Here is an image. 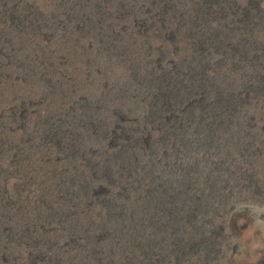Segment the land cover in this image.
Wrapping results in <instances>:
<instances>
[{
    "label": "rangeland",
    "instance_id": "1",
    "mask_svg": "<svg viewBox=\"0 0 264 264\" xmlns=\"http://www.w3.org/2000/svg\"><path fill=\"white\" fill-rule=\"evenodd\" d=\"M0 2L8 11L20 7L18 12L29 17V23L18 29L10 20L0 29V264H42L44 258L56 254L62 264L74 256L80 259H74L73 264L84 263L85 257L91 264L118 263L125 254L119 239L124 242L123 233L134 228L122 225L118 234L112 226L109 231L114 237L102 238L95 247L79 227L88 220L104 224L98 215H108L106 203L116 207L137 198L136 207L140 209L149 196L153 209L146 215L151 214L152 221H156L157 231L153 233L157 232L161 241L160 247L151 252V264H264V91L249 96L245 91L247 104L240 110L236 125L232 123L225 133L216 132L210 137L204 126L192 124L183 133L172 129V122L147 115L140 103L143 93L132 78L137 70L140 76L148 73L159 49L168 50L162 66L171 70L183 67L182 53L186 49L203 47L204 53L198 54L203 58L201 70L206 72L210 90L211 86L226 90L230 85L239 86L244 81L242 75L253 71L241 54L230 52V47L257 45L264 49V0ZM256 6L263 13L258 14ZM245 11L254 16L256 26L251 34ZM216 32L218 37L213 38ZM225 34L232 37L227 39ZM107 49H115L122 56L110 57L104 51ZM252 56L264 58L259 51ZM114 110L124 115L121 124L132 133L128 140L117 139L114 134L108 140L102 139L96 133L98 125L82 118L88 111L104 118ZM190 112L185 113V120ZM193 113L187 117L198 118ZM244 117L252 119V130L243 126ZM130 139L138 141L139 165L135 164L129 173L120 169L125 158H116L110 164V178H105L100 173L106 171V155L111 156L116 149L128 151L134 143ZM50 170L57 177L48 179L44 174L42 178L40 171ZM40 187L53 188L56 194L44 191L39 198ZM173 192L176 196L171 200ZM65 194L71 197L69 206L75 205L78 210L74 230L73 220L65 215ZM160 201L168 212L161 216L154 210L161 207ZM172 202L183 219L171 209ZM164 223L166 230L162 229ZM95 229L90 228L92 235L99 230Z\"/></svg>",
    "mask_w": 264,
    "mask_h": 264
},
{
    "label": "bare ground",
    "instance_id": "2",
    "mask_svg": "<svg viewBox=\"0 0 264 264\" xmlns=\"http://www.w3.org/2000/svg\"><path fill=\"white\" fill-rule=\"evenodd\" d=\"M184 2V1H183ZM262 3V2H261ZM1 8L3 9L2 11L0 10V29L2 28V26H6V22H8L9 20L11 21V23H14V27L16 29H18L20 26L22 27L25 22L29 23V17L25 16L26 14L22 15L21 13H19L18 11L20 10V7L18 9V6H14L11 8L10 11H8V9L5 8V6H2V2H0ZM261 5V4H260ZM203 6V5H202ZM201 6V7H202ZM228 7V6H227ZM250 7V6H249ZM23 8V7H22ZM203 8V7H202ZM208 8V7H207ZM224 8V7H223ZM236 8V7H235ZM258 14L259 13H263L261 10H259V7L256 6ZM175 9V8H174ZM199 9V8H198ZM204 9V8H203ZM240 9V8H239ZM239 9L237 11H239ZM244 9V8H243ZM176 10V9H175ZM245 10V9H244ZM249 10V9H248ZM21 11V10H20ZM23 11V10H22ZM30 11V10H29ZM177 11V10H176ZM205 11V9H204ZM253 11V10H252ZM24 12V11H23ZM206 12V11H205ZM255 12V11H254ZM207 13H209L207 11ZM245 20H247V22L249 21L251 24L250 25V29H249V34H251V32L253 33L254 31V27L256 26L255 23H253L254 21V16L252 15V13L250 11H245ZM221 14V13H220ZM236 14V13H235ZM240 14V12H239ZM186 15V14H185ZM191 15V14H190ZM208 14H205V16ZM210 15V13H209ZM243 15V14H242ZM175 16V15H174ZM233 16V15H232ZM261 16V15H260ZM211 17V16H206ZM231 17V16H230ZM256 17V16H255ZM50 18V17H49ZM182 18V17H181ZM202 17H199V19H201ZM224 18V17H223ZM39 19V18H38ZM59 19V18H58ZM220 19V18H219ZM237 19V18H236ZM256 19V18H255ZM258 19V18H257ZM49 20V19H48ZM184 20V18H183ZM197 20V21H198ZM203 20V19H202ZM210 20V19H209ZM32 21V20H31ZM46 21V20H45ZM37 22V21H36ZM51 22V21H50ZM148 22V21H146ZM204 22V21H203ZM220 22V21H219ZM236 22V21H235ZM234 22V23H235ZM263 22V21H262ZM54 23V22H53ZM138 23V22H137ZM209 23V22H208ZM212 23V22H211ZM232 23V22H231ZM238 23V22H237ZM236 23V24H237ZM240 23V22H239ZM257 23V22H256ZM8 24V23H7ZM35 24V23H34ZM203 24V23H202ZM248 24V23H247ZM241 25V24H239ZM238 25V26H239ZM260 25V24H259ZM38 24L36 23V30ZM226 26V25H225ZM236 26V27H238ZM196 27V26H195ZM227 27V26H226ZM249 27V26H248ZM258 27V26H257ZM263 27V26H262ZM45 28V27H44ZM198 28V27H197ZM207 28V27H206ZM225 28V27H224ZM261 27H259L260 29ZM232 29V28H231ZM237 29V28H236ZM219 30V29H218ZM0 36L3 35L2 30H0ZM4 31V30H3ZM18 32H21V30H17ZM229 31V30H228ZM33 32V31H32ZM220 32V31H219ZM233 33V32H232ZM195 34V33H194ZM193 34V35H194ZM218 32H216V35H214L213 38H217L218 37ZM248 34V35H249ZM222 35V34H221ZM220 35V36H221ZM236 35V34H235ZM199 36V35H198ZM224 36V33H223ZM205 37V36H204ZM225 37L227 39L231 38L228 34H225ZM254 37V36H253ZM205 40V39H204ZM233 40V39H232ZM210 41V40H209ZM224 41V40H223ZM216 42V40H215ZM220 42V41H219ZM244 43V42H243ZM212 45V44H211ZM221 45V44H220ZM224 45V44H223ZM215 46V45H214ZM257 46V45H256ZM252 45V46H243V48H238L237 46H232L230 47V52H232L233 54H241L239 55L240 57H242L243 61H246L247 63L250 64V67L253 71V73L251 75L248 76H243L244 81H239L240 85L235 87L234 85H230L229 89H221V86L218 87H213V90H210L209 85L207 84V78H206V72L204 70H201V67H203L202 63H203V58L200 57V55L198 54V52H203L204 53V48L202 47L201 49H197V48H193L194 50L191 49H186L182 54L185 55L184 58V62L182 63V68H175V69H171V70H167L165 68H163L162 66V61L163 59L166 58V54L168 53V50H164V49H159L158 51V57L156 58V61L151 63L152 65H150L151 67L148 69V73H146V75L144 76H140L139 75V70H137L135 73H133V80L134 82H136V85L138 86L139 90L142 91L143 95L142 98L140 99V103H142L144 105L145 110H147V115H150L151 117H157L160 118L161 120H168L170 122H172L171 124V128L175 129L179 132H183L185 133L186 131H189L191 129L192 124L195 126H199L200 128L202 126H204L207 131L208 134H210V137L216 133V132H224L226 130H228V126H232V123L234 124L238 118L240 117V110L243 108V106H245L247 104V100L244 99V93L246 91L247 96L249 95H257L260 92L264 91V74H263V70H264V61L263 59L261 60L259 58V56H252L250 57V55H254V53L258 52L261 53L262 55H264V49L260 50L259 47ZM212 47V46H211ZM218 47V46H217ZM211 49V48H209ZM219 49V48H218ZM215 50V49H214ZM258 50V51H257ZM83 51V50H82ZM88 51V50H87ZM87 51H83V52H87ZM106 55L112 57L113 55H115V57H119L122 56V53L117 52L115 49H107L104 50ZM174 51H180L179 49ZM167 52V53H166ZM172 52V50H171ZM214 52V51H213ZM149 53V52H148ZM147 52H146V56H147ZM221 55V54H220ZM98 53L96 54V59L98 58ZM105 56V55H104ZM177 56V55H175ZM202 56V54H201ZM215 57V56H214ZM175 58V57H174ZM222 58V57H221ZM104 59V58H103ZM176 59V58H175ZM238 59V58H237ZM210 60V59H209ZM213 60V59H211ZM219 60V58H218ZM229 60V59H228ZM206 61V60H205ZM233 61V60H231ZM239 61V60H238ZM220 62V61H219ZM240 62V61H239ZM261 62V63H260ZM236 63V62H233ZM233 65V64H232ZM238 65V64H237ZM167 66V65H166ZM177 66V64L175 65ZM211 66V65H210ZM240 66V65H239ZM178 67V66H177ZM216 67V66H215ZM214 67V68H215ZM132 68V67H131ZM135 69H138V67H133ZM197 68L199 70H197ZM222 68V67H221ZM227 68V67H226ZM241 68V67H240ZM216 69V68H215ZM234 69V68H233ZM261 69V70H260ZM219 70V69H218ZM243 70V69H242ZM228 71V70H227ZM233 72V71H232ZM215 74V73H214ZM241 75L238 74V76ZM234 76V75H233ZM190 79V80H189ZM227 80V79H226ZM225 80V81H226ZM50 81V80H49ZM224 81V80H223ZM59 82V81H58ZM212 82V80H211ZM227 83V82H226ZM232 83V82H231ZM230 83V84H231ZM52 85V84H51ZM197 86V87H196ZM127 87V86H126ZM125 87V88H126ZM124 88V89H125ZM199 92V99H196L194 96H198V92L195 91V89ZM243 88H245V90L243 91ZM128 89V88H126ZM125 89V90H126ZM198 96V97H199ZM262 97V95H261ZM194 99L192 101V99ZM133 100V99H132ZM254 100V99H253ZM262 100V99H261ZM264 101V100H262ZM263 105V104H262ZM261 106V105H260ZM247 108V107H246ZM250 109V108H249ZM192 110V111H191ZM256 110V109H255ZM96 111V110H95ZM95 111L93 113H90V111H88V113H86L85 116H82V118L84 120H91L94 121V126L97 124V131L96 133H98V135L103 139H107L108 140V136H112L113 134L115 136H117V139H129L131 138V131L130 129H128L127 127L122 126L121 124V119L122 117H124L123 113L120 112V110H114L112 111V114L110 116V114L104 118H98L95 116ZM194 112L195 114H197V117H193V116H188L189 114H191V112ZM244 111V110H243ZM242 111V112H243ZM250 111V110H249ZM190 112L186 115V119L185 120V113ZM199 112V113H198ZM247 112V111H246ZM180 114L179 116L176 114ZM193 113V114H194ZM244 114V113H243ZM149 117V116H148ZM150 117V118H151ZM250 117V116H249ZM145 119V118H144ZM113 120V121H112ZM143 120V119H142ZM194 120H197V122H195ZM244 122L243 125L244 127H251V122L252 119H249L247 117H244ZM111 121V122H110ZM242 121V120H241ZM161 122V121H160ZM194 122V123H192ZM165 123V122H164ZM168 123V122H167ZM259 123V122H258ZM152 125V123H151ZM236 125V124H234ZM92 124H90L91 128H95ZM82 127V126H79ZM159 127V126H158ZM143 128V127H142ZM146 128V125H145ZM155 128V127H154ZM230 129V128H229ZM251 129V128H250ZM143 130V129H142ZM150 130V129H149ZM157 130V129H155ZM252 130V129H251ZM256 130V129H255ZM262 130V127H261ZM137 131V130H136ZM166 131V130H165ZM157 132V131H156ZM176 132V131H175ZM238 132V130H237ZM264 132V131H263ZM166 133V132H165ZM171 133V132H170ZM212 133V134H211ZM140 134V133H139ZM151 134V133H150ZM173 134V133H172ZM177 134V133H176ZM203 134V133H202ZM252 134V133H251ZM200 135V134H199ZM219 135V134H218ZM260 135V134H259ZM162 136V135H161ZM166 136V135H165ZM179 136V134H178ZM196 136V135H195ZM201 136V135H200ZM207 136V135H206ZM209 136V135H208ZM214 136V135H213ZM234 136V135H233ZM244 136V135H243ZM252 136V135H251ZM262 136V135H261ZM259 136V137H261ZM149 137V136H148ZM153 137V136H152ZM173 137V136H172ZM191 137V136H190ZM194 137V136H193ZM247 137V136H246ZM47 138V137H46ZM138 138V137H137ZM144 138V137H143ZM147 138V137H146ZM184 138V137H183ZM182 138V139H183ZM214 138V137H213ZM239 138V137H238ZM52 139V138H51ZM127 139V140H128ZM150 139V138H149ZM159 139V137H158ZM168 139V138H167ZM222 139V138H221ZM134 141L133 146L130 148H127L128 151L125 150H121V149H116V151L111 155V156H107L105 157L104 160V165L103 168L106 171H103L102 174L105 178L108 177L110 178V174L111 172H109L110 170V164L111 161L115 160L116 158L121 157L122 159L125 158V160L122 162L123 164L121 165L120 169H127V171H131L132 168L135 166L136 163V156H137V148H139L138 145V141L137 140H133L130 139V141ZM194 140V139H193ZM227 140V139H226ZM148 141V140H147ZM179 141V140H178ZM182 141V140H181ZM201 141V139H200ZM214 141V140H213ZM238 141V140H237ZM121 142V141H120ZM168 142V140H167ZM130 143V142H129ZM150 143V141H149ZM156 143V142H155ZM164 143V142H163ZM188 143V142H187ZM192 143V142H191ZM195 143V142H194ZM246 143V142H245ZM143 144V142H142ZM141 144V146H142ZM145 144L148 145V142ZM160 144V143H159ZM201 144V143H200ZM213 144V143H212ZM150 145V144H149ZM153 145V144H152ZM193 145V144H192ZM191 145V146H192ZM206 145V144H205ZM211 145V144H210ZM225 145V144H224ZM129 146V145H128ZM217 146V145H216ZM219 146V145H218ZM227 146V145H226ZM241 146V145H240ZM247 146V145H246ZM50 147V146H49ZM122 147V146H121ZM152 147V146H151ZM164 147V146H163ZM162 147V148H163ZM207 147V146H206ZM245 147V146H244ZM249 147V146H248ZM142 148V147H141ZM202 148V147H201ZM216 148V147H215ZM250 148V147H249ZM152 149V148H151ZM182 149V148H181ZM217 149V148H216ZM258 149V148H257ZM246 150V149H245ZM143 151V150H142ZM171 151V150H170ZM176 151V150H175ZM197 151V150H196ZM259 151V150H258ZM261 152V151H260ZM177 153V152H176ZM188 153V152H187ZM213 153V152H212ZM144 154V153H143ZM142 154V155H143ZM151 154V152H150ZM166 154V153H165ZM217 154V153H216ZM260 154V153H259ZM167 155V154H166ZM189 155V153H188ZM199 155V154H198ZM154 156V155H153ZM152 157V156H151ZM216 157V156H215ZM244 157V155H243ZM247 157V155H246ZM257 157V156H256ZM156 158V157H155ZM161 159V158H160ZM226 159V158H225ZM244 159V158H243ZM156 160V159H155ZM190 160V158H189ZM194 160V159H193ZM160 161V160H159ZM165 162V161H164ZM211 162V161H210ZM90 163V162H89ZM114 163V162H113ZM150 163V162H149ZM117 164V163H116ZM141 164V163H140ZM165 164V163H164ZM249 164V163H248ZM254 164V163H253ZM95 165V164H94ZM139 165V164H136ZM160 165V164H159ZM251 165V164H250ZM185 167V166H184ZM193 167V166H192ZM177 168V167H176ZM181 168V167H180ZM143 169V168H142ZM170 169V168H169ZM196 169V168H195ZM119 170V169H118ZM160 170V169H159ZM179 170V169H178ZM181 170V169H180ZM197 170V169H196ZM248 170V169H247ZM44 171V169L42 170ZM47 171V172H41V176H43L44 174L47 175L48 179H54V177H57V173ZM88 171V170H87ZM86 171V172H87ZM99 171V170H98ZM176 171V170H175ZM192 171V170H189ZM217 171V170H216ZM174 172V171H173ZM221 172V171H220ZM247 172V171H246ZM130 173V172H129ZM178 173V172H177ZM243 173V172H242ZM253 173V172H252ZM94 174V173H93ZM133 174V173H131ZM136 174V173H135ZM175 174V173H174ZM92 175V174H91ZM117 175V174H116ZM130 175V174H129ZM172 175V174H171ZM77 176V175H76ZM188 176V175H187ZM198 176V175H197ZM75 177V176H74ZM121 177V176H120ZM128 177V176H127ZM151 177V176H150ZM149 177V178H150ZM156 177V176H155ZM201 177V176H200ZM42 178H45V176H43ZM81 178V177H80ZM154 178V177H153ZM71 179V178H70ZM82 179V178H81ZM99 179V178H98ZM158 179V178H157ZM189 179V178H188ZM195 179V178H194ZM250 179V177H249ZM85 180V179H84ZM118 180V179H117ZM141 180V179H140ZM139 180V181H140ZM79 181V180H78ZM110 181V180H109ZM114 181V180H113ZM137 181V180H136ZM166 181V180H165ZM168 181V180H167ZM187 181V180H185ZM253 181V180H252ZM219 182V181H218ZM86 183V182H85ZM198 183V182H197ZM211 183V182H210ZM251 183V182H250ZM159 184V183H157ZM171 184V182H170ZM203 184V183H202ZM20 187L23 186L22 182H20V184H18ZM45 185V184H44ZM65 185V184H64ZM70 185V183L68 184ZM85 185V184H84ZM107 185V184H106ZM111 185V184H110ZM169 185V184H168ZM208 185V184H207ZM257 185V184H256ZM74 186V185H73ZM115 186V184H114ZM146 186V185H145ZM160 186V185H159ZM203 186V185H202ZM75 187V186H74ZM100 187V186H99ZM116 187V186H115ZM162 187V186H161ZM196 187V186H195ZM211 187V186H210ZM19 188V187H18ZM47 188V187H46ZM53 188L55 189V187L53 186ZM45 189L40 187L38 190V197L41 198L40 194H43L44 191L47 192V194L50 192L51 195H55L56 193L54 192V189ZM80 192H84L81 188L77 187ZM114 188V187H113ZM120 188H122L120 186ZM170 188V187H168ZM208 188V187H207ZM251 188V187H250ZM256 188V187H254ZM253 188V189H254ZM103 189V188H102ZM150 189V188H149ZM153 189V188H152ZM182 189V188H181ZM198 189V188H197ZM107 190V189H106ZM162 190V189H161ZM190 190V189H189ZM94 191V190H93ZM103 191V190H102ZM143 191V189H142ZM154 191V190H153ZM174 191V190H172ZM198 191V190H197ZM54 192V193H53ZM69 192V191H67ZM66 192V193H67ZM97 192V191H96ZM109 192V191H108ZM149 192V190L147 191V193ZM180 192V191H179ZM208 192V191H207ZM215 192V191H214ZM151 193V192H150ZM166 193V192H165ZM174 193V192H173ZM171 194V200H174V197L176 196V193ZM93 194V193H92ZM167 194V193H166ZM208 194V193H207ZM214 194V193H213ZM95 195V194H94ZM116 195V194H115ZM120 195V194H119ZM118 195V196H119ZM188 195V194H187ZM191 195V194H190ZM98 196V195H97ZM127 196V195H126ZM195 196V195H194ZM65 199L63 200L64 204H66V210H65V215L69 216V219L71 221V219L73 220L74 223L73 225V230L75 229V225L77 226V211H75V205H73L72 207L69 206V201H70V195L66 196V194L64 195ZM109 197V195H108ZM141 197V196H140ZM60 198V197H59ZM58 198V199H59ZM95 198V197H94ZM97 198V197H96ZM150 198H152L151 196L146 197V201L144 202V206L143 208H137L136 205L138 203V199L135 198L134 201L132 203H129L126 205L125 204H121L118 206H111L110 203H106L107 207H109V212L108 215L106 216H101L98 215V217H102L101 221L104 222V224H95L96 221H92V220H88L87 223L85 225H80V229H81V234L85 236V238L87 237V239H90L93 241L94 246H97V242H102V240L104 238H106V236H108V238H110L111 236L114 237V234H110L111 232L109 231L110 228L112 226L113 230L119 234L120 230H121V226L122 225H130L132 228H134V230L128 232V233H123V237L122 240L124 242L120 240L121 243H124V248H119L120 249H125V254L122 258L121 261H119L118 263H112L110 262L109 264H151L153 262V258H151V252L154 251L155 249H158L161 245V241L158 240L157 237V232L153 233L156 229L157 231V225H156V221L153 222L152 221V215L150 214L149 217H147V212L150 210H152V205H150ZM190 198V197H189ZM122 199V198H121ZM129 199V198H128ZM157 199V198H156ZM124 200V199H122ZM163 200V199H162ZM181 200V198H180ZM194 200V199H193ZM57 198L55 196V201L54 203H57ZM140 201V200H139ZM155 201V200H154ZM182 201V200H181ZM196 201V200H195ZM219 201V199H218ZM61 202V201H60ZM87 202V201H86ZM125 202V201H124ZM197 202V201H196ZM216 202V201H215ZM62 203V202H61ZM161 203V207H159L158 209H154L156 210L155 212L161 216V215H165L167 212L166 208H164L165 206H163V204L167 203L166 200L163 203V201H160ZM179 203V202H178ZM217 203V202H216ZM110 204V205H109ZM139 204V203H138ZM172 205H174V202L171 203ZM208 204V203H207ZM215 204V203H214ZM221 204V203H220ZM57 205V204H56ZM109 205V206H108ZM117 205V204H116ZM158 205V204H157ZM169 205V204H168ZM176 203H175V207H171L172 210H174V212L176 213L177 217L182 218L183 215L178 212V209L176 211ZM197 205V204H196ZM199 205V204H198ZM35 206V205H33ZM159 206V205H158ZM78 207V206H77ZM115 207V208H114ZM180 207V206H179ZM217 207V206H216ZM54 208V207H53ZM170 208V207H169ZM200 208V207H199ZM206 208V207H205ZM218 208V207H217ZM84 209V208H83ZM186 209V208H185ZM169 211V209H168ZM186 211V210H185ZM198 211V210H197ZM214 211V210H213ZM201 212V211H200ZM154 214V213H153ZM172 214V213H171ZM205 214V213H204ZM54 215V214H53ZM191 215V214H190ZM202 215V214H200ZM63 215H61L62 217ZM182 216V217H181ZM8 217V215H7ZM55 217V216H54ZM190 217V216H189ZM197 217V216H195ZM37 218V217H36ZM42 218V217H41ZM46 218V217H45ZM176 218V216H175ZM209 218V217H208ZM14 219V218H13ZM160 219V218H158ZM172 219V218H171ZM183 219V218H182ZM188 219V218H187ZM185 220V219H184ZM201 220V219H200ZM30 221V220H29ZM116 221V222H115ZM177 221H179V219H177ZM25 222V221H24ZM33 222V221H32ZM119 222V223H117ZM174 222V221H173ZM203 222V221H202ZM2 223V222H1ZM53 223V222H52ZM58 223V222H57ZM191 223V222H190ZM13 224V223H12ZM167 223H164L162 226L164 230L167 229L166 226ZM176 224V223H175ZM187 224V223H186ZM179 225V224H178ZM23 226V225H22ZM44 226V225H43ZM123 226V227H124ZM169 226V225H168ZM31 227V226H30ZM39 227V226H38ZM42 227V226H40ZM58 227V226H56ZM71 227V226H70ZM94 228L96 227L95 230L99 229L97 231V234L92 235L94 233L90 232V228ZM159 227V226H158ZM202 227V226H201ZM13 228V227H12ZM24 228V227H23ZM78 228V227H76ZM136 228V229H135ZM14 229V228H13ZM45 229V227H44ZM67 229V228H66ZM70 229V228H69ZM9 230V229H8ZM26 230V229H25ZM160 230V229H159ZM196 230V229H195ZM55 231V230H54ZM58 231V230H57ZM193 231V230H192ZM67 232H69V230L67 229ZM124 232V231H122ZM163 232V231H162ZM197 232V231H196ZM121 233V232H120ZM174 233V232H173ZM213 233V232H212ZM167 234V233H166ZM176 234V233H175ZM206 234V233H205ZM17 235V234H16ZM29 235V234H28ZM59 235V234H58ZM117 235V234H116ZM165 235V234H164ZM37 236V235H36ZM16 237V236H15ZM19 237V236H18ZM32 237V236H31ZM163 237V236H162ZM202 237V236H201ZM26 238V237H25ZM54 238V237H53ZM103 238V239H102ZM119 236H116V239H118ZM182 238V237H181ZM206 238V237H205ZM184 239V238H183ZM188 239V238H187ZM190 239V238H189ZM19 240V239H17ZM69 240V239H68ZM95 240V241H94ZM169 240V239H168ZM30 241V240H29ZM28 241V242H29ZM52 241V240H51ZM78 241V240H77ZM111 241V240H110ZM9 242V240H8ZM20 242V241H19ZM26 242V241H25ZM166 242V240H165ZM42 243V242H41ZM48 243V242H47ZM86 243V242H85ZM169 243V242H168ZM207 243V240H206ZM1 244V243H0ZM16 244V243H15ZM49 244V243H48ZM52 244V243H50ZM61 244V242H60ZM75 244V243H73ZM173 244V243H172ZM203 244V243H202ZM26 245V244H25ZM35 245V244H34ZM46 245V244H45ZM175 245V244H174ZM17 246V245H16ZM50 246V245H48ZM60 246V245H59ZM72 246V245H71ZM165 246V245H163ZM207 246V245H206ZM32 247V246H31ZM61 247V246H60ZM59 247V248H60ZM65 247V246H63ZM176 247V246H175ZM215 247V246H214ZM217 247V246H216ZM37 248V247H36ZM49 248V247H47ZM76 248V247H75ZM99 248V247H98ZM162 248V247H161ZM182 248V247H181ZM10 249V248H9ZM55 249V248H54ZM68 249V248H67ZM58 250V249H57ZM82 250V249H81ZM161 250V249H160ZM8 251V250H7ZM6 251V252H7ZM12 251V250H11ZM74 251V250H73ZM56 252V251H55ZM66 252V251H65ZM64 252V253H65ZM96 251L95 249H92V254H94ZM212 252V251H211ZM216 252V251H215ZM43 253V252H42ZM59 253V252H58ZM114 253V252H113ZM50 254V253H49ZM30 255V254H29ZM64 255V254H63ZM76 255V254H75ZM78 255V254H77ZM154 255V253H153ZM157 255V254H156ZM195 255V254H194ZM31 256V255H30ZM42 256V255H41ZM55 257L53 258H49L46 257L44 258L43 263L44 264H62V262L60 261V259L58 258L57 254L54 255ZM96 256V255H95ZM103 256V254H102ZM172 256V255H171ZM33 257V256H32ZM31 257V258H32ZM35 257V256H34ZM75 257V258H74ZM72 258H66V262L67 264H73L74 263V259L75 260H79L80 258L74 256ZM91 257V256H90ZM153 257V256H152ZM176 258V257H175ZM19 259V258H18ZM41 259V258H40ZM88 259V258H87ZM90 259V258H89ZM96 259V258H95ZM98 259V258H97ZM96 259V260H97ZM161 259V258H160ZM5 260V259H4ZM25 260V259H24ZM85 260V261H84ZM23 261V260H22ZM21 261V262H22ZM82 261H84V263L82 264H91V262L89 260H86V257L82 259ZM111 261V260H110ZM42 263V264H43ZM15 264V263H14ZM36 264V263H35Z\"/></svg>",
    "mask_w": 264,
    "mask_h": 264
}]
</instances>
